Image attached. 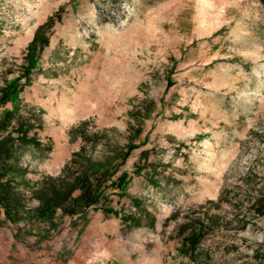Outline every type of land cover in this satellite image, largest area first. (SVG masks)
Segmentation results:
<instances>
[{"label":"rangeland","instance_id":"1","mask_svg":"<svg viewBox=\"0 0 264 264\" xmlns=\"http://www.w3.org/2000/svg\"><path fill=\"white\" fill-rule=\"evenodd\" d=\"M0 103L42 142L20 155L25 208L0 214V264H264L263 0H0ZM129 143L118 215L35 216L34 189L82 146L99 161ZM133 201L154 223L124 221Z\"/></svg>","mask_w":264,"mask_h":264},{"label":"trees","instance_id":"2","mask_svg":"<svg viewBox=\"0 0 264 264\" xmlns=\"http://www.w3.org/2000/svg\"><path fill=\"white\" fill-rule=\"evenodd\" d=\"M55 21V16H51L37 28L27 48V71L32 69L49 45L52 34L50 30ZM18 90L7 85L2 90V105L8 103ZM15 114L16 112L8 110L0 120V214L3 211L6 219L12 221L19 220L21 211L25 208L24 192L21 189L26 184V169L20 164V155L28 145H42L36 135H29L33 124L21 121L17 126L11 127ZM84 125L86 122L81 126ZM79 129L73 130V133ZM95 136L98 137V133ZM134 148L133 143H129L120 152L117 150L111 155L107 151L102 155V160L94 161L82 146L73 154L59 177L51 178L52 183L49 185L46 182L34 189L33 196L39 202L34 210L35 216L44 219L53 215L57 209H61L64 214L75 215L86 208L98 206H102L109 215H118L119 211L111 205L112 194H124L129 179L127 172L118 174L117 162L124 163ZM17 177L22 179L18 181ZM136 202L133 201V205L137 211L123 215L124 221L132 226L140 225L143 216L152 217L149 211L142 209ZM257 203L258 210L264 212V196ZM152 219L154 223L155 218ZM202 234L193 232L190 242L197 244L202 240Z\"/></svg>","mask_w":264,"mask_h":264}]
</instances>
